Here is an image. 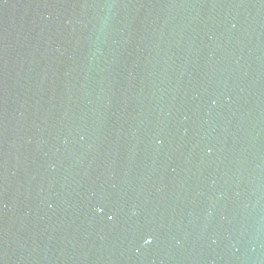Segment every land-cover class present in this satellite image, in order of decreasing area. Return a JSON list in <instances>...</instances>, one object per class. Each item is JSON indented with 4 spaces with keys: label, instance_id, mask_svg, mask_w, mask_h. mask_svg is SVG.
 I'll use <instances>...</instances> for the list:
<instances>
[{
    "label": "water",
    "instance_id": "water-1",
    "mask_svg": "<svg viewBox=\"0 0 264 264\" xmlns=\"http://www.w3.org/2000/svg\"><path fill=\"white\" fill-rule=\"evenodd\" d=\"M0 264H264V0H0Z\"/></svg>",
    "mask_w": 264,
    "mask_h": 264
}]
</instances>
